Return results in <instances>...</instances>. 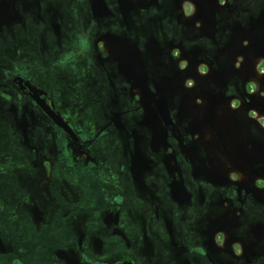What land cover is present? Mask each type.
<instances>
[{
    "label": "flooded vegetation",
    "instance_id": "1",
    "mask_svg": "<svg viewBox=\"0 0 264 264\" xmlns=\"http://www.w3.org/2000/svg\"><path fill=\"white\" fill-rule=\"evenodd\" d=\"M23 1L0 0V208L19 228L0 264H264V0H67L48 50ZM188 3L214 7L210 35ZM190 63L209 85L168 90Z\"/></svg>",
    "mask_w": 264,
    "mask_h": 264
},
{
    "label": "rangeland",
    "instance_id": "2",
    "mask_svg": "<svg viewBox=\"0 0 264 264\" xmlns=\"http://www.w3.org/2000/svg\"><path fill=\"white\" fill-rule=\"evenodd\" d=\"M41 4H39L38 6V2L37 1H31L29 2H22L19 3L17 6V11L18 13L21 15L22 17V21L24 22L23 27L27 32H32L35 34V37H37V42L39 47H43L44 50H48L50 48V35L48 34V30L50 29L51 26H53V20L54 18H56L57 22H63V24H61V27L63 28V25L65 24V21L67 20L66 18V14L64 12L65 9V3H68L67 0H41ZM189 4V5H188ZM187 5H184L181 7V9L179 10V14H182L185 18L182 17V19L186 20L187 23V27H189V33L190 35H198V34H194V23L196 22L195 19H197L200 15L203 17V20L201 21V26H198V30L200 32V34H207L210 35L211 33V26L212 24H210V21L213 20L212 17V9L214 10L213 6H195L192 5L191 3H188ZM191 4V5H190ZM66 19V20H65ZM197 32V30H196ZM4 35V39H7L8 34L6 32V30L3 28L2 32L0 34V37ZM192 45V44H191ZM190 45V46H191ZM254 49L257 50L259 49V45L258 43H254ZM194 50H197L198 47H192ZM229 48V47H228ZM252 56H250L251 59ZM250 63L247 62L248 66ZM193 63H190L188 65V67L185 70H179L177 71L176 68H173L172 65H169V76L167 79L172 80V83L168 85V90H174L177 87L181 86L179 83V79L183 78V77H192L196 80L199 79H204L202 81H200L197 85V87H206L209 84L207 82H209L208 80L211 78L212 74H209L208 72H206L203 76H196L198 75V72L194 70V68L196 67L195 65H192ZM246 64V62H245ZM245 66V67H246ZM173 70H171V69ZM247 68V67H246ZM209 74V75H208ZM254 81H256V79L254 78ZM196 87V88H197ZM166 89V88H165ZM160 90V88H159ZM193 88L186 86L185 90L178 93L180 95H186V94H192L193 93ZM257 93H255L254 95H256ZM259 94V93H258ZM206 95V94H205ZM264 96V95H263ZM260 97H262V95L260 94ZM63 105L65 108H67L68 106H70L69 100H67L64 96L61 97ZM179 103V102H178ZM207 102L205 100L202 101L201 107L204 106L203 110L205 111ZM81 119H83V122L85 124H88L89 126L93 125L96 121H98L99 118V114H93L95 113V109L88 111L87 109L83 110L81 109ZM70 113V112H69ZM176 114L177 116H181L184 114V111L181 109V111L179 112V108H177L176 110ZM206 136V135H205ZM107 140H105L104 137L101 138V146L103 148V152L104 154L108 155L109 157H114L113 155H117L118 154V146L116 147V150L111 152L110 148H111V142H106ZM76 188V187H75ZM77 192L75 193V201H74V205L77 206H83L87 203L86 199L89 197H86L85 191H83L81 188H76ZM6 193V189L0 187V197L3 196V194ZM80 196H79V194ZM1 212H0V230L3 231V228L6 231V236L8 235L10 238H18V227L16 226H6L5 223H2V219L3 216L5 214V210L4 208H0ZM3 210V211H2ZM4 213V214H2ZM11 214L15 213V210L10 211ZM5 221V220H4ZM6 222V221H5ZM2 224V225H1ZM3 227V228H2Z\"/></svg>",
    "mask_w": 264,
    "mask_h": 264
},
{
    "label": "water",
    "instance_id": "3",
    "mask_svg": "<svg viewBox=\"0 0 264 264\" xmlns=\"http://www.w3.org/2000/svg\"><path fill=\"white\" fill-rule=\"evenodd\" d=\"M37 103L47 112V114L63 129L66 131L70 130V127L67 125L66 121L61 118L58 114L54 113V111L44 102L42 98H38V96L34 95ZM156 109L158 111L159 116L165 122H169V115L167 111V105L165 99L163 97H158Z\"/></svg>",
    "mask_w": 264,
    "mask_h": 264
}]
</instances>
